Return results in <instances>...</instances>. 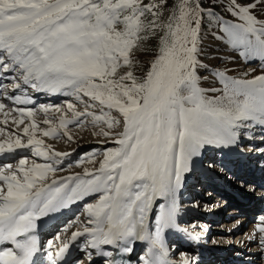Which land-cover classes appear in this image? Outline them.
Here are the masks:
<instances>
[{"label": "snow or ice", "instance_id": "1", "mask_svg": "<svg viewBox=\"0 0 264 264\" xmlns=\"http://www.w3.org/2000/svg\"><path fill=\"white\" fill-rule=\"evenodd\" d=\"M255 7L228 0L226 11L232 19H225L205 10L200 0H174L171 7L167 0H0V78L12 81L0 84L5 96L15 105L32 104L27 95L8 96L7 89L24 86L71 96L84 106L80 111L66 101L71 118L62 114L60 105H39L46 117L50 109L61 113L59 127L40 129L41 134L71 141L69 125L91 124L99 129L94 135L116 145L103 151L98 168L56 176L64 171L59 158L68 153L53 150L34 135L37 110L4 111L6 105L0 102L5 117L12 111L18 114L12 123L24 125L28 137L24 143L16 131L8 133L0 139V154L11 159L18 149L31 148L33 156L45 161L29 163L23 157L15 165L0 166V264H36L40 252L48 264H62L70 245L81 237L80 248L89 262L88 249L111 257L103 245L127 253L132 241L147 240L142 264H171L164 230L176 226L177 193L192 158L206 144L235 143L237 130L249 121L264 125V74L238 78L217 70L214 75L222 88L200 86L198 69L205 67L198 59L202 23L207 15L219 38L242 56H264V19L254 14ZM152 40L156 43L150 66L138 77L136 53L149 50ZM121 122L122 131H113ZM44 123L52 121L46 118ZM97 155L87 153L77 166ZM92 194H98V200L85 205L88 218L82 230L67 239L57 233L42 248L35 235L37 221ZM156 196H164L166 203L160 205L155 231L150 232L148 213ZM255 230L264 245V216Z\"/></svg>", "mask_w": 264, "mask_h": 264}, {"label": "rangeland", "instance_id": "2", "mask_svg": "<svg viewBox=\"0 0 264 264\" xmlns=\"http://www.w3.org/2000/svg\"><path fill=\"white\" fill-rule=\"evenodd\" d=\"M145 2H148V0H145ZM241 2L256 3L254 14L258 18L264 19V2H257V0H241ZM173 3L174 0H167L168 7H171ZM200 3L205 10L211 9L217 16L222 15L225 19H232L231 15L226 11L228 0H200ZM209 19L210 18L205 15V19L202 23L201 29L200 54L198 59L203 65H205V67L198 69L200 86L205 89L213 87L218 89L222 88V85L214 75L217 70L224 72L226 75L238 78H252L253 76L264 74V56H261L259 54L242 56L240 54V50L234 49L225 40L219 38L221 35L219 29L215 27V22L209 23ZM155 43V40H152L147 44V48L149 50L137 51L136 60L138 61V63L134 68V74L136 76L142 77L150 66V61L154 55L152 49L154 48ZM11 82L12 81L9 78H0V84H9ZM7 93L8 96L27 95L32 100V104L15 105L12 100L8 99L7 96H5V89L0 87V102H3L6 105L7 111L16 107H32L36 109L37 112L34 116V119L35 121H37V128L34 132V135L39 139H43L45 145H51L53 150L68 153L67 156L59 158L61 161L60 167H62L64 171H57L55 173L56 176H66L72 173H83V169L85 167L89 169L98 168L99 160L103 158V151L107 148L116 146L113 142H111V140H108V138L102 135H94V133L98 132L99 129L95 126H92L91 124L82 125L80 127H77L75 123L69 125L67 131L70 133V135H72L71 141H68L67 137H63L62 135L59 138H54L44 137L41 134L40 129H46L53 126L57 128L59 127V116L61 115V113H55L50 109L46 117L45 113L38 110L39 105H60L61 108L65 110L62 114L67 116L68 118H71V112L66 110V101H72L75 104L77 110L83 111L84 107L79 102H75L73 97L71 96H65L63 93H55L49 94V99H46L48 98V96H46V92L34 91L30 86H24V88L19 91L7 89ZM209 94L212 95V93ZM216 94L218 95L219 93ZM98 111L99 110L97 109V112ZM112 114L117 117L119 116V114L115 111H113ZM14 117L18 118V114L12 111L9 112V116L6 118L9 122L7 123V125H4V123L0 121V128L5 129L4 132H0V139L6 138L8 133L16 131L20 136L22 142L26 143L28 137L23 133L22 129L24 125H20L19 128H17V126L12 123ZM46 118L51 120L52 123L45 124L44 120ZM25 123L30 125L32 121H29L27 117H25ZM247 124L248 126L246 128L237 130V139L234 144L236 150H242L243 148H245L246 144L251 145L252 148H262L264 144V138H262V135H264V129L258 130L256 129L255 125L249 123ZM113 131H122V122L120 125L116 126ZM227 146L228 145L214 144L213 146L208 148L211 155L209 154L208 157H205L204 162H202L211 163L213 161V163L216 162L214 164H217L223 157L228 160V153L233 152L232 149H229ZM90 152H96L100 155H97L93 159L84 160L83 162L79 163V166H77L78 162H80V158ZM263 154L264 153H262V155ZM12 155L14 158L9 159L6 157V155L0 154V166H2L4 163H12L13 165H15L18 160L23 157H27L29 159V163H31L32 161H35L37 163L45 162L43 158L33 156L31 148L18 149ZM228 161V166H225L227 164L223 165L221 163L222 166H220V168L218 166L211 165L210 167H208L209 171L206 170L207 172H210L212 174H215V171L216 173H219L217 172V169L218 171L219 169L228 170L225 171L227 174L225 173L224 180L223 178H221V180H223V187L221 186L222 188L213 186V183L212 185L209 184L210 186H212L210 187L206 183L208 182V180L205 181L206 179H200V181H193L192 179L190 180L189 184L185 186L184 190L183 187L180 188V193L177 199L179 205V211L177 213V219H179L178 225L184 226L188 230V232L195 233L197 236H199L202 241L210 246V248L208 246L206 247L210 250L218 249L219 251V249L224 248L222 247V244L227 234L221 232V229L229 228L230 231V229L235 226L233 224L231 225V227H229L230 223L232 224L236 222L237 219H240V221H237L236 223L240 224L241 221L246 220L245 222H253L257 224L259 222V217L264 216V186L263 184H255L251 179H249L250 167H246V165L249 164L248 161L244 163L245 166H243L242 169L239 167L240 170L238 171H229V169H235V165L239 163V160L234 161V163L237 162L236 164H231L232 159ZM221 162L224 163V161ZM229 164L232 166H230ZM69 165H71V167H69ZM259 170L263 169L260 168ZM222 171L220 170V172ZM190 172L184 173V176L186 177L188 173L190 175H193V172ZM51 175L52 174H50V176ZM194 175V178H199L197 172L194 173ZM223 191H226L225 193L229 191L232 199H234L233 196L236 195V198L242 200L243 202H241V204H238L237 206L236 203L228 200L229 197L225 198V196L223 195ZM97 200L98 194H92L89 196H85L82 200H78L70 204L66 209L57 211L59 212L58 215H61V218H59V220L53 224H46V226L49 224L47 228L50 227L51 229L44 232L43 236L41 237V247L43 248L47 244L48 237L49 240H51L57 235V233H59L60 235L68 236V230L72 228H76V230H82L84 226L83 222L88 218L84 210L85 205L95 203ZM246 203H249V205H247ZM162 204L163 203H161V200H157L152 206L148 219L150 232L155 231L156 216L159 214L160 205ZM260 204L261 207L255 210L246 208V206L257 207ZM230 208L234 209L235 212L232 214H228L227 211ZM203 215L208 217V219L203 220L201 218V216ZM209 215H213V217L215 216L214 220H211L213 217ZM194 218L197 219L195 221L197 224H193L196 226V229L193 228V225L190 226L189 224V222ZM241 218H243V220H241ZM207 221L209 222V226L213 225L214 227L217 226V228L213 230H211V228H208L209 230L206 229L203 234L201 228L204 227L203 224H205V222ZM239 224H237V226ZM65 228H67V231H64ZM242 232L239 235L240 237L236 238L234 236L226 244L225 247L230 246L231 249L228 251L229 254L226 253L228 256L226 255L223 257L224 259H222V261L225 260L224 264H264V245L255 240L249 242L250 250L243 251L240 254L241 256L239 255L235 257V260L230 258L233 256L231 254L232 251L237 250V246L239 249L243 242L247 243V237L244 236V231ZM164 233L166 235V246L169 255L172 254L175 257L180 256L181 253H184L186 254V258L189 261V264H211V261H206V259H204V262H200L201 255L199 252H197L196 248L192 247L191 245L190 247H185L182 245L184 244V242L190 243L188 237L185 234H181L174 227L166 228L164 230ZM207 234H209L208 239L206 236ZM212 234L216 235V237L219 238L212 239ZM84 239L85 238H82L76 243L77 253L68 261L67 264H77L78 261H83V264L90 263L85 259L87 252L82 251L80 248V245L84 243ZM248 247L246 249H248ZM147 249L148 247L144 246V244H140L136 248L133 253L136 264H142L140 257L145 255ZM225 249L226 248H224V250ZM87 251H90L92 253L93 261L91 260V262H94V260L98 258H96V250L88 249ZM39 255L40 258L37 260L38 263L36 264H48L45 254L43 252H40ZM105 259L106 257L101 256L95 262V264H104Z\"/></svg>", "mask_w": 264, "mask_h": 264}, {"label": "bare ground", "instance_id": "3", "mask_svg": "<svg viewBox=\"0 0 264 264\" xmlns=\"http://www.w3.org/2000/svg\"><path fill=\"white\" fill-rule=\"evenodd\" d=\"M47 93V95L46 96H48V98H46V99H49V94H55V93H48V92H46ZM4 111H7L6 109L4 110ZM9 116V115H8ZM7 116V117H8ZM7 117H5L4 116V113H3V111H0V121H2V123H3V121L7 118ZM9 119V118H8ZM9 123V122H8ZM247 123H249V124H253V125H255V127H256V129H258V130H261V129H264V125H261V124H259V123H257V122H252V121H249V122H247ZM262 138H264V135H262ZM234 144L235 143H232V144H228V148L229 149H232V152L233 153H228L229 154V156H228V160H231L232 159V163L231 164H233L234 163V161H236V160H239V163H234V164H236L235 166V169H229V167L230 166H232V165H230L229 167H228V169H229V171H233V170H235V171H238V170H240V168L242 169L243 168V166H245L244 165V163L246 162V161H248V165H246V167L247 166H249L250 168H249V179H251L255 184H263V186H264V154L262 155V153H264V144H263V146H262V148H258V149H256V148H252L251 147V145H249V144H246L245 145V148H243L242 150L241 149H237L236 150V148H235V146H234ZM214 144H212V145H204V147H202L201 149H200V151H199V154L198 155H196V156H194L193 158H192V160H191V162H190V171H192L193 173V175H190L189 173L187 174V176L185 177H183V181H182V185H181V187H183V190H184V188H185V186H187V184H189V182H190V180H192L193 179V181H200V179H203V180H205V181H207L208 180V182H206L208 185L210 184V185H212V183H213V186H218V187H223V180H224V177H225V171L227 170H223V169H219V171H218V169H217V172H219V173H216V171H215V174H212V173H210V172H207V171H209V168L208 167H210L211 165H213V166H218L219 168H220V166H222L221 165V163L223 164V165H225V164H227V165H225V166H228V160H226L224 157L217 163V164H214V163H216V162H214L213 163V161L210 163H203L204 162V158L205 157H208L209 156V149L208 148H210L211 146H213ZM255 149V150H254ZM235 151V152H234ZM251 151V152H250ZM260 151V152H259ZM237 154V155H236ZM211 155V154H210ZM203 161V162H202ZM221 161H224V163L223 162H221ZM209 165V166H208ZM258 167H257V166ZM240 167V168H239ZM260 168H262L263 170H259ZM207 170V171H206ZM214 170V169H213ZM220 170L222 171V172H220ZM190 171H188V172H190ZM228 171V170H227ZM198 173V177L199 178H194L195 177V175H194V173ZM191 173V172H190ZM222 173V174H221ZM227 174V173H226ZM248 175V174H247ZM188 177V178H187ZM221 178H223V180H221ZM209 185V186H210ZM210 187H212V186H210ZM221 187V188H222ZM259 187H260V185H259ZM226 189V188H225ZM260 189V188H259ZM182 190V189H181ZM182 192V191H181ZM224 192V191H223ZM226 192V191H225ZM224 192V196H225V198H227V197H229V199L228 200H230V201H232V202H234V203H236V205L238 206V204L240 205L241 204V202H243L242 200H240V199H237L236 198V195H234L233 196V198L234 199H232V197H231V195H230V192L228 191L227 193H225ZM179 193H180V191H178V193H177V199H178V195H179ZM220 194H222V193H220ZM239 198V197H238ZM157 200H161V203H163V204H165L166 203V199H165V197L164 196H156L155 197V199L153 200V202H152V206L154 205V203L157 201ZM247 205H249V203H246ZM253 206V205H252ZM259 207H261V204L259 205V206H257V207H251V206H246V208L247 209H252V210H255V209H257V208H259ZM228 214H232V213H234L235 211H234V209H232V208H230L228 211ZM58 213L59 212H54V213H50V214H48L47 216H45V217H41L38 221H37V228H36V232H35V235L38 237V239H39V241H40V239H41V237L43 236V234H44V232H46L47 230H49V229H51L50 227L49 228H47L48 227V225L46 226V224L47 223H51V224H53V223H55V222H57L58 220H59V218H61V215H58ZM61 213V212H60ZM150 213V212H149ZM149 213H148V219H149ZM208 215V214H207ZM209 216H212L213 217V215H209ZM178 217L176 216V226L174 227L175 229H177L178 230V232H180L181 234H185L187 237H188V240H189V242H191V243H185L184 242V244H182L183 246H185V247H190V245L192 246V247H194V248H196L197 249V252H199L200 253V262H204V259H206V261H211V264H224L225 263V260H223L222 261V259H224L223 257L224 256H226L227 254L226 253H228V251L231 249L230 248V246H228V247H225L226 246V244L232 239V237H240L239 235H240V233L242 232V231H244V236H246L247 237V243H245V242H243L242 243V245L239 247V249H238V246L236 247V249L237 250H233L232 251V257H230V258H232V259H234L235 260V257L236 256H239L243 251H246V250H250V246H249V242L250 241H258V242H260V234L255 230V227H256V225L257 224H255V223H248V222H245L246 220H244V221H241L240 222V224L239 223H236L237 221L239 222L240 221V219L238 220L237 219V221L236 222H234V223H230V222H227V223H230V225H229V227H231V225H235L232 229H230V231H229V228L228 229H221V232H223V233H226L227 234V236H226V238H225V240L223 241V244H222V247H224V248H226L225 250H224V248H221V249H219V251H218V249L217 250H210V249H208V248H206L207 246L210 248V246L207 244V243H205L204 241H202V239L200 240V238L198 237V236H196V234L195 233H192V234H189L187 231V229L184 227V226H180V225H178V221H179V219H177ZM201 218L204 220H206V219H208V217H206V216H201ZM214 218H215V216L211 219V220H214ZM197 219L196 218H194V219H192L190 222H189V224H190V226L191 225H193V224H197L195 221H196ZM229 220V219H228ZM241 220H243V218H241ZM188 222V221H187ZM188 224V223H187ZM237 224H239L238 226H237ZM148 226H150L149 225V221H148ZM203 226L204 227H202L201 229H202V232H203V234H204V232L206 231V229H210L211 228V230H213V229H216L217 228V226L216 227H214L213 225H210L209 226V222L207 221V222H205V224H203ZM70 228V227H69ZM72 228V227H71ZM193 228L194 229H196V226L195 225H193ZM208 229V230H209ZM76 230V228H72V229H70V230H68V234L71 236V233L73 232V231H75ZM243 233V232H242ZM202 234V235H203ZM68 235V236H69ZM61 236V239H67L68 238V236H65V235H60ZM69 236V237H70ZM165 233H164V242H165V246H166V239H165ZM207 236V239H208V237H209V234H207L206 235ZM251 237V238H250ZM54 238V237H53ZM83 237H81V238H77V241H75V242H73L71 245H70V248H69V250H68V252L64 255V258H63V260H66V261H68L69 260V258L71 259L73 256H75L76 255V253H77V251H76V243L79 241V240H81ZM181 238V237H180ZM211 238L213 239H218L219 237H216V235H214V234H212V236H211ZM48 240H49V237H48ZM185 241V240H184ZM192 242L193 243H195V244H197L196 245V247L192 244ZM140 244H144V246H146V247H149V242L147 241V240H134V241H132L131 242V244H130V247L132 248V251L131 252H127V253H125V252H121L120 251V248L119 247H117V246H114V245H103L102 246V248H103V250L104 251H109V252H111L113 255L111 256V257H106V259L105 260H109V261H119L120 262V264H136L135 263V260H134V257H133V253H134V251L136 250V248L140 245ZM5 247H10L11 245L10 244H5L4 245ZM249 246V247H248ZM167 247V246H166ZM248 247V249H246ZM234 249V248H233ZM148 250V249H147ZM224 250V251H223ZM229 254V253H228ZM228 256V255H227ZM241 256V255H240ZM98 257V258H97ZM101 256H98V255H96V258L97 259H95L94 260V262H90L89 264H95V262L100 258ZM40 258V255H39V253L37 254V256L35 257V259L36 260H38ZM229 258V259H230ZM187 260V258H186V254H184V253H181L180 254V256H173L172 254L171 255H169L168 254V256H167V260L168 261H170L171 262V264H183V261L184 260ZM47 261V260H46ZM93 261V260H92ZM36 263H38V262H36ZM47 263H48V261H47ZM68 262H66V263H64V264H67Z\"/></svg>", "mask_w": 264, "mask_h": 264}]
</instances>
